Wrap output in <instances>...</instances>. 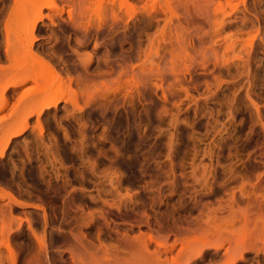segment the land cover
Wrapping results in <instances>:
<instances>
[{
	"label": "rangeland",
	"instance_id": "rangeland-1",
	"mask_svg": "<svg viewBox=\"0 0 264 264\" xmlns=\"http://www.w3.org/2000/svg\"><path fill=\"white\" fill-rule=\"evenodd\" d=\"M107 204L152 249L203 218L170 264H264V0H0V264H78Z\"/></svg>",
	"mask_w": 264,
	"mask_h": 264
},
{
	"label": "bare ground",
	"instance_id": "bare-ground-1",
	"mask_svg": "<svg viewBox=\"0 0 264 264\" xmlns=\"http://www.w3.org/2000/svg\"><path fill=\"white\" fill-rule=\"evenodd\" d=\"M198 17V16H197ZM197 19V18H196ZM198 19H200V18H198ZM203 19L201 18V20L200 21H202ZM198 21V20H197ZM191 22V21H190ZM193 23H195L194 21H192ZM204 22V21H203ZM201 23V22H200ZM199 23V24H200ZM205 24V23H204ZM194 25V24H193ZM57 101H58V98H49L48 99V102H46L45 103V107H50V106H52V105H55L56 103H57ZM19 131H17L16 133H18ZM175 178H177V177H175ZM179 179V178H178ZM175 182V181H174ZM174 182H170L169 183V185H171V183L172 184H175ZM178 183V182H177ZM185 183V182H184ZM151 187H154V186H156V184L154 185L153 183H151V185H150ZM168 186V185H167ZM150 187V188H151ZM169 187V186H168ZM167 187V188H168ZM176 187V186H175ZM256 187V186H255ZM254 187V188H255ZM150 188L148 189V191L150 190ZM174 187L172 186V189H173ZM161 189H162V187H161ZM169 189H171V188H169ZM177 189V188H176ZM145 190H147V189H145ZM174 190V189H173ZM249 190V189H248ZM247 190V191H248ZM254 190H256V189H254ZM261 190V189H260ZM259 190V191H260ZM152 192L150 193L151 195H152V198L151 197H149V198H151V200H152V202H155L156 201V195H157V192H159L160 191V188H158V189H156V188H153L152 190H151ZM246 191V192H247ZM257 191V190H256ZM256 191H254V192H256ZM250 192V190L248 191V196L252 193H249ZM160 193V192H159ZM260 193V192H259ZM151 195H149V196H151ZM251 196H253V193L251 194ZM254 196H256L257 197V195H255L254 194ZM263 196V195H262ZM143 197V196H142ZM196 197V196H195ZM250 197V196H249ZM255 197V198H256ZM141 198V197H140ZM145 198V197H144ZM251 199H253L254 197H250ZM146 199V198H145ZM143 200V199H142ZM183 200V199H182ZM256 200H257V198H256ZM261 200V199H260ZM138 201V200H137ZM158 201V200H157ZM144 203L145 202H147V200L145 201H143ZM185 202V201H184ZM138 203V202H137ZM142 203V202H141ZM144 203H142V204H144ZM262 203V202H261ZM140 204V203H139ZM139 204H138V206H136L132 211H129V209H121L119 206H116V207H118V208H114V206H113V204H107V206H104V207H102V209H100V213H99V218L98 219H100L101 221H102V223L100 222V228H99V244H97L96 245V243H83V242H81V256L79 257V261H78V264H87V262H86V260H87V258H88V256H91V260L93 261V262H98L99 261V256H100V253L101 252H108V253H110L113 257H112V259L110 260V263H117L118 261H120V260H122V259H126V260H132V261H134V260H137L140 264H166V262H168L169 264H170V262L171 261H169V255H168V253L169 252H171L172 250V248H174L173 246H175V245H173L174 243H176V242H179L180 243V241H178L179 239H181V238H179L181 235H183L182 233V231H184L185 230V228L187 229L188 227H190L191 225V223H193L194 222V220H200L201 218H199L198 216V218L197 219H195V218H193L194 220H192V222L190 221H188V219H187V221L190 223L189 225H187L186 223H187V221H186V223L184 222L183 224L185 225L186 224V226H188V227H186L185 226V228H184V230H183V228H182V222H176L177 220L179 221V218H177L176 219V223H174L173 222V224H175V226L174 227H170L168 224H167V226H165V225H163V226H161V229L164 231V230H167V232L168 233H174V235L176 236H174L175 237V241L176 242H174V240L171 242L172 243V245H171V243H167V244H170L171 246H172V248H169V250L168 249H163L162 247H165V246H157L156 248H151V246L154 244V243H156V240L151 236V235H148V233L147 232H143V231H141V232H139V234H137V235H131L130 233H129V230L128 231H122V230H120L118 227H115V225H113L112 226V224H111V222H112V219H110L109 220V216L110 215H114V216H116L117 218L119 217V218H121V220H126V222H127V220H128V222H130L131 223V227L132 226H134V225H138V224H142V223H145L147 226H148V228L149 229H151V221L152 220H150V218H149V216H148V214L146 215V211L145 210H143L144 209V207H142V209H141V206L142 205H140L139 206ZM183 204V203H182ZM248 204H251V203H249V199H248ZM254 204H256V202L254 203ZM257 204H258V202H257ZM256 204V205H257ZM119 205V204H118ZM134 205V204H133ZM154 205V204H153ZM184 205V204H183ZM182 205V206H183ZM252 205V204H251ZM144 206H145V204H144ZM148 206H149V204H148ZM254 206V205H253ZM130 207V206H129ZM187 207V206H186ZM257 207V206H256ZM184 208V207H183ZM257 208H259V207H257ZM257 208H255V206H254V209H256V210H258ZM152 209H153V206H152ZM264 209V208H263ZM203 211V210H202ZM202 211H201V214L200 215H202ZM256 212V211H255ZM256 214H258V213H256ZM205 215V214H204ZM156 216V215H155ZM161 216V215H160ZM181 216V215H180ZM201 217V216H200ZM204 217V216H203ZM181 219V221H183L182 220V218H180ZM184 220H185V218H184ZM201 220H203V218L201 219ZM200 220V221H201ZM199 222V221H198ZM198 222H196V223H198ZM202 222V221H201ZM201 222H199L198 223V225H200V224H202L203 222H205L204 220H203V222L201 223ZM165 224V223H164ZM195 224V223H194ZM171 225V224H170ZM195 225H197V224H195ZM188 230H189V228H188ZM187 230V231H188ZM134 231V230H133ZM160 231V230H159ZM187 231H185V232H187ZM185 234V233H184ZM166 236V235H165ZM102 237H106V238H108L111 242L109 243V244H105V243H103L102 242ZM173 237V238H174ZM177 237L179 238L178 240H177ZM184 237V236H183ZM166 238H167V236H166ZM169 238V237H168ZM168 238H167V240H168ZM167 240H165V241H167ZM158 241V240H157ZM169 241V240H168ZM159 242V241H158ZM163 243H164V241H162ZM161 242V243H162ZM174 242V243H173ZM182 242V241H181ZM163 243H162V245H163ZM157 244V243H156ZM159 244V243H158ZM157 244V245H158ZM241 244V243H240ZM240 244H235V245H233V244H231L228 248H227V253H228V255L227 254H225L227 257V259H231V256L233 255L234 256V254L235 253H237L236 252V250L235 251H233L234 249H238L239 247H241V245ZM177 245V244H176ZM244 245H246V246H248V247H252V246H254V245H247V243L246 244H244ZM170 246V247H171ZM245 246V247H246ZM155 247V246H154ZM169 247V246H168ZM167 248V247H166ZM176 248V247H175ZM174 248V249H175ZM184 248V247H183ZM183 248L181 249L182 251H183ZM252 248H255V247H252ZM94 249V250H93ZM185 249V248H184ZM187 249V248H186ZM179 251L177 254V258H176V263L177 264H183V263H180V262H183L184 260H187L186 259V255H188V253H189V251L191 250V251H193L194 250V252H196L195 251V249H188V251H186L185 253L183 252L182 254H181V252L182 251ZM231 250L233 251V253L231 252ZM185 251V250H184ZM258 251H260V250H258ZM190 253L191 255H195L196 253ZM199 252V251H198ZM229 252L231 253V255L229 254ZM238 252H239V249H238ZM243 251L241 250L240 251V255L241 256H243L242 253ZM172 253V252H171ZM174 253V252H173ZM180 254V255H179ZM198 254H200V253H197V255ZM191 255H189V256H191ZM237 255V254H236ZM166 257V258H164V257ZM230 256V257H229ZM238 256H239V254H238ZM240 256V257H241ZM175 257L176 256H174L173 258L175 259ZM229 257V258H228ZM170 258H171V256H170ZM187 258H188V256H187ZM172 259V258H171ZM182 259H184V260H182ZM181 260V261H180ZM172 262H173V260H172ZM171 262V263H172ZM174 262H175V260H174ZM167 263V264H168ZM173 264H175V263H173Z\"/></svg>",
	"mask_w": 264,
	"mask_h": 264
}]
</instances>
